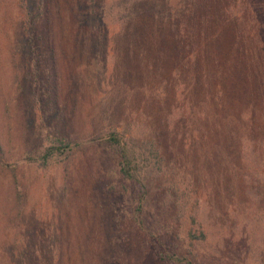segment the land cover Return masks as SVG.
Masks as SVG:
<instances>
[{
  "label": "rangeland",
  "instance_id": "1",
  "mask_svg": "<svg viewBox=\"0 0 264 264\" xmlns=\"http://www.w3.org/2000/svg\"><path fill=\"white\" fill-rule=\"evenodd\" d=\"M5 1L2 0V3ZM180 1L182 0L135 1L131 4L139 14L133 20L135 24L125 25L124 32L112 39L105 36L97 40L85 33L77 39L71 33L68 34L64 1L50 0L51 4H55V19L60 23L56 29L59 33L55 36L60 44L56 57L60 88L56 100L52 95L45 99L42 91L38 93L37 101L34 99L36 80L42 78L50 84L46 71H49L48 63H42L37 76L29 74L31 80L36 79L31 86L20 72L17 80L12 83L9 55L4 53L0 57V91L10 99L18 97L19 102L18 107L11 104V118L1 115L0 120L4 124L1 134L5 142V155L9 157V167L16 163L14 174L19 183L22 201V216L16 223V230L3 229V212L13 199V185L11 174L7 170L10 168L0 170V264H160L145 245L146 234L130 220L129 200L134 191L129 184H121L116 178L109 177L112 163L100 146L101 139L97 138L111 131L113 123L144 118L149 113L145 105L150 106L156 100V97L152 98V94L145 93L141 81L145 79L138 76V68L148 65L150 61L140 55V52L144 53V50L152 55L160 52L174 64L172 68H179V61L185 65L192 64V54L206 57L207 60L213 59L214 54L218 53L214 38L224 40L228 36H234L236 30V36L239 35L238 30L243 26L241 23L232 22L221 26L224 22L218 19V15L222 10L223 0H196L198 13L195 10L190 12L193 9L188 8L191 7L188 5L190 1L183 0L181 7H176ZM209 14L212 21L208 23L206 16ZM202 25L209 27L205 30ZM226 28L228 30L224 32ZM183 33L191 34L192 37L199 36L196 41L205 44L200 47H203L202 52L198 51L200 48L193 49L196 41L190 45L192 50H183ZM209 33H213L214 38L213 41L206 42L205 35ZM10 38L15 44L13 47L18 50L15 58L18 65L26 53L20 46L25 40L19 31ZM135 46L141 50L138 51ZM212 48L213 53L208 52ZM245 54L250 56L252 51L248 50ZM222 55L225 57L226 52H222ZM175 56L179 58L176 59ZM202 59L198 58L199 61ZM236 82L238 85L237 79L231 83ZM154 83V86H147L146 89L156 87L164 92L169 90L167 82ZM146 85H149L148 80ZM235 86L234 84V87L224 91L221 101L225 106L233 101V108L237 112L239 101L251 98V95L248 92L241 94V90L238 91L240 87ZM15 88L19 93L13 95ZM163 91L161 99L166 106H174L172 95L164 96ZM256 95L258 107L261 108L260 104L264 107V92L259 93L257 90ZM177 102L179 104V100ZM151 106L153 112H156L154 108H160L158 103ZM205 110L207 111V107ZM42 111L46 113L42 115ZM217 111L218 107H215L208 112L212 117L207 123L212 124L213 128L222 119L226 124V118L229 117ZM176 120L175 128L179 130L182 122L177 120L176 123ZM116 130L119 131L120 127ZM51 132L70 134L82 141L73 149L66 176L58 167L32 169L26 168L19 161L31 151L32 146H47V134ZM206 137L203 144L199 143L201 147L207 144L209 136ZM169 138L172 145L170 154L173 157L191 155L187 146L192 144L191 140L188 142L186 139L187 143L183 145L181 136ZM158 141L162 145L165 138L159 135ZM198 142L200 140H193V145ZM196 166L193 184L190 187L185 185L186 189H183L191 192L202 186L200 194H187L188 198L194 195L200 198L198 207L199 210L202 208L205 216L203 226H198L197 236L202 231L205 239L194 249V254L199 258L196 262L264 264V196L256 199L239 193L230 196L227 192L235 190L239 182L235 181L230 187L224 167L212 170L210 166L207 168L203 164ZM206 172L209 173L207 178ZM157 182L161 185L164 183L162 177ZM106 235L108 238L109 235L113 238L120 237V243L111 250H106ZM217 246L221 248L220 253ZM43 249L45 253L40 256V261L38 254ZM56 250L58 253H55ZM209 254H212L210 260L206 256Z\"/></svg>",
  "mask_w": 264,
  "mask_h": 264
},
{
  "label": "trees",
  "instance_id": "2",
  "mask_svg": "<svg viewBox=\"0 0 264 264\" xmlns=\"http://www.w3.org/2000/svg\"><path fill=\"white\" fill-rule=\"evenodd\" d=\"M63 1L64 15L68 18L67 33H71L75 39L85 33L91 39L98 40L105 36L112 39L124 32L125 25L135 24L133 20H136L139 14L131 4L144 0ZM186 1H190L188 5L191 7L188 8H193L190 12L195 10V13H198L197 1ZM182 3L183 0L176 7H181ZM222 3V10L218 15V19L224 22L221 26L232 22L241 23L244 27L241 26L238 30L239 35L236 36V30L234 36H228L221 41L214 38L213 33L205 35L206 42L215 39L218 53L214 54L213 59L208 60L196 54L194 58L192 54V64L185 65L179 61V68H172L174 64L160 52H155L154 55L144 50V53L140 52V55L150 61L147 60L148 65L138 68L140 69L138 76L145 79L141 80L145 93L152 94V98L156 97L153 104L158 103L160 108H154L156 112H153L151 110L153 104L150 106L146 104L149 113L144 118L113 123L110 126L111 131L97 138L101 139L100 146L112 163L109 177L132 187L134 192L129 200L130 220L146 234L145 245L160 264H199L196 262L199 258L194 254L196 252L194 249H197L200 242L205 239L202 231L197 236L198 226H203L205 216L202 208L199 210L198 207L200 198L195 195L188 198L190 190L189 192L183 190L186 189L185 185L190 187L193 184L196 165L203 164L207 168L210 166L212 170L224 167L227 172L226 180L230 181L229 186L231 187L235 181H238L240 186V189L238 186L235 190L227 192L230 196L238 193L253 199L264 196V107L261 104V108L258 107L256 95L257 90L259 93L264 92V0H223ZM54 9L55 4H51L50 0H6L4 3L0 0V57L4 53L9 55L12 83L17 80L20 72L23 79L28 80L32 86V81L36 79L31 80L29 74L37 76L42 63H48L49 71L47 69L46 71L50 84L48 80L42 78L33 83L36 91L35 101L40 91L43 92L42 97H46L45 99L51 98L52 95L56 100L60 88L56 64L60 44L55 37L56 33H59L56 29L60 23L55 19L54 15L57 14L56 12L53 14ZM151 13L153 15V11ZM206 21L208 23L212 21L211 14L206 16ZM202 26L205 30L209 27ZM227 30L224 29V32ZM18 31L25 40L20 46L26 53L17 65L15 58L18 50L13 47L14 43L10 36L17 34ZM182 35L185 42L183 50H188L193 42L199 40V36L192 37L187 33ZM202 42L205 43V40L202 39ZM202 45L196 41L193 49L198 50ZM203 47L198 51L202 52ZM135 48L141 50L138 46ZM248 50L252 51L250 56L245 54ZM213 51V48L208 50L210 53ZM222 52H226L225 57ZM198 58L203 59L199 61ZM236 79L238 85L237 82L234 84L240 87L238 91L251 95V98L239 101L237 112L233 108V101H230L228 106L221 101L224 91L234 87L231 82ZM147 80L149 85H146ZM156 81L167 82L169 90L164 92L163 89L156 87L146 89L147 86H154ZM162 91L164 96L172 95L175 100L174 106H166L161 99ZM18 93L15 88L13 95ZM11 104L18 107V97L10 99L0 91V116L11 118L9 116ZM204 105L207 111L206 107L202 108ZM215 107H218V113L229 115L230 118H226V124L222 119L221 123L213 128V125L207 122L212 117L208 112ZM44 113L46 112L42 111L41 114ZM176 119L182 122L179 130L175 128ZM3 125L0 120V170L9 167L7 161L9 157L5 155V142L1 134ZM118 126L119 131L116 130ZM47 135L49 137L47 146H32L31 151L23 155L19 161L21 160L26 168L32 169L58 167L66 176L73 149L82 141L73 135L60 132H51ZM159 135L165 138L162 145L158 141ZM169 136H181L183 145L187 143L186 139L188 142L191 140L192 144L187 145L191 155L173 157L170 154L172 145ZM206 136H209L207 144L201 147L199 143L203 144ZM193 140L200 142L194 146ZM15 164L7 169L11 174L13 199L3 212L5 230H16V223L22 216L21 191L14 174ZM161 177L163 185L157 182ZM207 177L208 172L205 178ZM201 189L202 186L191 192L200 194ZM109 237L112 240L107 235L104 237L107 241L106 250H111L120 243V237L113 238L110 235ZM216 248L218 252L221 249L220 246ZM44 253L45 249L39 250V260ZM206 256L209 260L212 258V254Z\"/></svg>",
  "mask_w": 264,
  "mask_h": 264
}]
</instances>
